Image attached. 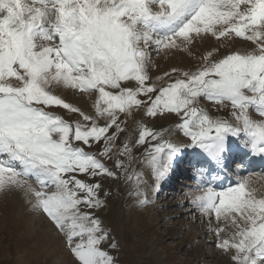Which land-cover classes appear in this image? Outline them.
I'll list each match as a JSON object with an SVG mask.
<instances>
[{
  "label": "snow or ice",
  "instance_id": "1",
  "mask_svg": "<svg viewBox=\"0 0 264 264\" xmlns=\"http://www.w3.org/2000/svg\"><path fill=\"white\" fill-rule=\"evenodd\" d=\"M202 34L240 38L253 48L219 58L208 52L183 78L173 79L174 68L164 74L167 83L153 80L147 48L186 49ZM59 86L95 93L94 114L54 94ZM198 97L230 105L231 119L209 116L195 106ZM53 107L77 119L69 122ZM133 108L149 117L175 114L190 140L140 130L137 144L147 146L143 163L157 185L186 147L201 150L213 171L242 168L240 150L264 156V0H0V191L23 192L64 237L76 264H116L100 247L114 251L115 242L96 209L101 179L126 175L123 161L110 168L103 160L115 154L131 161V149L116 150V141L120 114ZM137 181L131 194L147 204L139 175ZM199 190L188 203L210 225L216 221V247L232 264H264V194L243 177Z\"/></svg>",
  "mask_w": 264,
  "mask_h": 264
},
{
  "label": "rangeland",
  "instance_id": "2",
  "mask_svg": "<svg viewBox=\"0 0 264 264\" xmlns=\"http://www.w3.org/2000/svg\"><path fill=\"white\" fill-rule=\"evenodd\" d=\"M155 10L157 9L154 6ZM234 38L215 39L211 35L202 34L195 36L186 49L173 48L158 51L154 46H150L146 49L150 57L147 71L153 80L161 77L160 82L167 83L168 79L164 76L166 72H171L174 67L178 72L173 74V79L183 78L180 73L195 71L203 62L202 57L208 52H212L218 58L223 53L226 55L239 51L244 54L252 50V44L247 41L240 43ZM52 91L67 102L94 114L95 93H79L64 89L62 86L55 87ZM49 110L69 122L77 119L62 108L53 107ZM217 110H220V113H226V108L222 105ZM205 112L211 113L209 106ZM213 118L222 119L221 116H213ZM120 119L123 131L116 141V150L127 144L131 149V161L127 156L118 157L115 154L111 159L103 160L108 167L114 168L119 159L124 162L127 171L126 175L121 176L120 179L107 177L101 179L102 207L96 209V215L113 238L115 250L112 251L107 243H102L100 247L110 251L116 258V264H156L153 257V252L156 250L160 251L159 257L162 258V264H232L230 254L216 247V236L212 230L216 221L213 220L210 225L207 217L198 213V210L188 211L173 205V202H186L187 199L183 196V182L188 180H171L173 186L168 188L166 186L165 189L158 190L155 195L158 185L151 176L149 166L143 163L146 157L142 154L145 153L147 146L137 144L141 129L159 133L163 139L180 141L185 145L190 143L189 138L184 137L183 131L177 126L178 117L175 114L163 112L155 117H149L145 115L143 109L133 108L128 115L121 113ZM223 119H227L226 116ZM258 119H260L259 116L254 120ZM100 123L102 124L103 121ZM146 139L153 144L158 142L151 141V137ZM184 149L185 152L190 151L188 147ZM91 150L95 151V149ZM120 171L117 170L118 175ZM138 175L141 191L144 183L147 185L150 183V190L147 189L146 184L143 186L144 192L147 195L152 192L149 196H154L151 202L143 205L146 206L143 210H140L138 206V200L143 196L137 197L131 194L136 190ZM144 179L149 183L143 182ZM31 182L34 187H37L34 180ZM167 184L169 185V183L165 185ZM253 186L258 190V195L264 194V180L261 181L258 178L257 181H251V187ZM185 191L186 188L184 195ZM167 194L170 195L167 197ZM147 199L150 200L149 197ZM133 205L135 207L132 211ZM81 210L86 209L81 206ZM191 220L194 221L191 222ZM0 264H76V261L64 237L49 219L32 209L29 198L23 195V192L13 190L0 191Z\"/></svg>",
  "mask_w": 264,
  "mask_h": 264
},
{
  "label": "bare ground",
  "instance_id": "3",
  "mask_svg": "<svg viewBox=\"0 0 264 264\" xmlns=\"http://www.w3.org/2000/svg\"><path fill=\"white\" fill-rule=\"evenodd\" d=\"M230 139H236V138H230ZM187 145V144H186ZM189 148V147H188ZM191 148V147H190ZM193 148H191V152H192ZM197 154H192L191 157L193 158V160L190 162L191 164L194 162L195 159H202L204 160V154L201 152V150H199V158H196ZM187 164H189V162H187ZM195 167L198 166V164L196 165H193ZM202 170V169H201ZM200 169L197 168V169H194L193 172H191V174H189L190 177H194V180L198 179L200 177L199 175V172ZM257 171H260V172H263L264 171V168L262 170H257ZM253 173V171H249L247 175H245L244 177L241 176L239 179H241L242 177L243 178H247L250 182L251 181H257V179L259 178L261 181L264 180V174H252L250 176V174ZM166 180L165 178L162 180L164 181ZM217 182H221L220 180H217L215 182V184L212 185V187H217V188H220V186H216ZM166 184V182H165ZM163 184V185H165ZM254 184V183H252ZM190 185L194 186L195 183H191ZM258 187V186H257ZM260 187V186H259ZM264 187V186H263ZM254 188V186H253ZM256 188V187H255ZM260 190V189H259ZM261 191V190H260ZM258 192V190H257ZM262 192V191H261ZM259 192V193H261ZM196 195H199L198 191L197 190H191L189 189V184H187V187H186V191H185V196L189 198V200L193 199ZM188 200V201H189ZM173 205H177L178 207H181V208H184L185 210H192L194 208H198V207H194L193 205H191L190 203L187 202V204H182L181 202L180 203H177V202H173ZM187 212V211H186ZM181 213V212H180ZM178 215V214H177ZM179 216V215H178ZM194 221V220H191V222ZM59 238V237H58ZM54 240V239H53ZM59 241V240H58ZM58 246V245H57ZM55 248V247H53ZM160 251L159 250H156L155 252H153V257L155 258V262L156 264H162V258L160 259V255H159ZM160 259V260H159Z\"/></svg>",
  "mask_w": 264,
  "mask_h": 264
}]
</instances>
